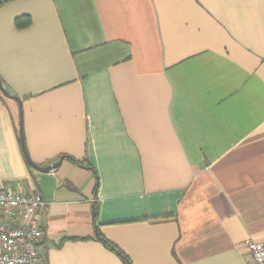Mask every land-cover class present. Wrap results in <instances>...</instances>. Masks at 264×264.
<instances>
[{
	"label": "crops",
	"instance_id": "crops-1",
	"mask_svg": "<svg viewBox=\"0 0 264 264\" xmlns=\"http://www.w3.org/2000/svg\"><path fill=\"white\" fill-rule=\"evenodd\" d=\"M0 188L46 202L36 264H251L264 244V0H0ZM30 160L25 161L20 122Z\"/></svg>",
	"mask_w": 264,
	"mask_h": 264
},
{
	"label": "built area",
	"instance_id": "built-area-1",
	"mask_svg": "<svg viewBox=\"0 0 264 264\" xmlns=\"http://www.w3.org/2000/svg\"><path fill=\"white\" fill-rule=\"evenodd\" d=\"M46 202L39 194L0 188V264H36ZM251 264H264V244L248 241Z\"/></svg>",
	"mask_w": 264,
	"mask_h": 264
},
{
	"label": "water",
	"instance_id": "water-1",
	"mask_svg": "<svg viewBox=\"0 0 264 264\" xmlns=\"http://www.w3.org/2000/svg\"><path fill=\"white\" fill-rule=\"evenodd\" d=\"M0 92L7 98L12 99L14 101H16V103L18 104L19 108L21 106L20 103V99L17 97V95L14 93V91L12 89H10L9 87H7L6 85H4L0 79ZM20 128V147H21V151L23 154V157L25 159V161L27 162V164L33 168L34 170L38 171V172H42V173H46L52 170H55L56 168H58V166L60 165V162L62 159H59L57 162L51 163L49 165H43V166H39L34 164L27 153L25 144H24V139H23V133H22V127H21V119L19 122Z\"/></svg>",
	"mask_w": 264,
	"mask_h": 264
},
{
	"label": "trees",
	"instance_id": "trees-1",
	"mask_svg": "<svg viewBox=\"0 0 264 264\" xmlns=\"http://www.w3.org/2000/svg\"><path fill=\"white\" fill-rule=\"evenodd\" d=\"M106 246H108L110 249H112L113 251H115L124 261L126 264H130L129 260L122 254L120 253L115 247H113L112 245H110L108 242H105Z\"/></svg>",
	"mask_w": 264,
	"mask_h": 264
}]
</instances>
